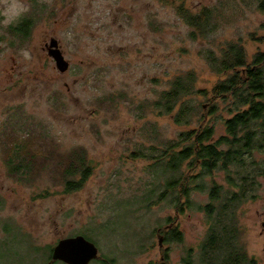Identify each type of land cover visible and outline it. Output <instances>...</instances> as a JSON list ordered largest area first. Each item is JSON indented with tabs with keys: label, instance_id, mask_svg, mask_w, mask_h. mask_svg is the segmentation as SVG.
Instances as JSON below:
<instances>
[{
	"label": "rangeland",
	"instance_id": "374dc122",
	"mask_svg": "<svg viewBox=\"0 0 264 264\" xmlns=\"http://www.w3.org/2000/svg\"><path fill=\"white\" fill-rule=\"evenodd\" d=\"M166 1L30 0L29 17L37 26L28 42L20 46L14 34L0 30V264L44 263L49 254L41 248L53 245L70 224L79 226L90 218H96L88 222L90 232H100L105 249L108 244L134 249L142 243V264L155 255L160 261L155 228L178 222L183 242L171 245L172 264H183L189 253L194 263L197 260L207 225L206 212L196 206L210 202V179L206 177L203 190L192 185L196 189L190 193L189 204L193 205L185 211L175 208L170 195L156 204L148 202L147 197L157 198L162 181L157 182L149 159H134L131 152L138 144H153L143 136L146 123L155 125V134L159 132L162 140L187 128L176 126L169 115H157L150 104L183 71L195 72L197 87H212L217 76L202 59L203 50L218 51L227 41H239L250 58L264 51V12L258 9V0ZM181 2L194 11L218 7L217 30L208 38L192 39L191 29L173 7ZM58 4L61 9L54 13ZM66 30L74 34L70 45L59 39ZM52 37L69 62L68 69L62 72L46 60L44 77L39 78L43 84L36 79L14 83L21 74L27 79L35 57L44 56L40 46ZM26 45L33 59L24 63L17 52ZM142 103L145 107L140 109ZM19 105L24 109L8 115V106L16 109ZM225 105L218 100L217 112L209 119L214 122V138L226 133L220 119L229 117ZM29 137L46 154L54 151V157L40 168L33 166L30 176L19 181L3 161L5 148ZM75 147L85 148L93 172L80 190L65 194L63 185L54 179L56 157ZM184 170L188 176V164ZM214 176L215 182L226 185L223 171ZM259 181L255 197L242 202L235 215L239 229L235 246L255 260L252 264H264V176ZM106 221L109 225L96 224ZM151 242L156 249L145 253Z\"/></svg>",
	"mask_w": 264,
	"mask_h": 264
},
{
	"label": "trees",
	"instance_id": "16d2710c",
	"mask_svg": "<svg viewBox=\"0 0 264 264\" xmlns=\"http://www.w3.org/2000/svg\"><path fill=\"white\" fill-rule=\"evenodd\" d=\"M257 5L264 12V0H258ZM173 7L191 29L192 39L208 38L219 27L218 7L202 6L194 11L184 2ZM30 23H33L31 17L24 18L11 30L19 44L30 36ZM11 42L15 45V41ZM200 54L217 76L212 87H197L195 72L183 71L174 75L169 87L161 90L150 104L157 115H169L176 126L187 128L178 131L172 139L162 140L159 132L155 134V125L146 123L143 136L152 139L153 144H138L131 154L134 159H149L157 182L162 181L163 189L158 191L157 198L145 199L153 200L154 204L170 195L175 208L185 211L193 205L189 204L190 193L196 189L192 185L203 190L207 187L206 177L210 179V202L196 206L206 212L205 223L209 227L200 255L191 264H252L247 254L235 246L239 236L235 215L242 202L255 197L261 186L259 177L264 176V156H256V153L264 154V51L250 58L241 42L227 41L218 51L207 49ZM218 100L226 104L229 117H220L226 133L214 138V122L209 119L217 112ZM144 107V103L139 105L140 109ZM31 139L15 140L5 148L3 161L8 164L9 174L19 181L30 176L33 166L40 168L54 157V151L46 154L42 145L36 147ZM185 164L190 168L188 176L183 172ZM55 166L54 179L63 185L65 194L80 190L93 172L92 160L83 147L57 156ZM218 171L224 172L226 185L214 181ZM175 239H181L179 233Z\"/></svg>",
	"mask_w": 264,
	"mask_h": 264
},
{
	"label": "flooded vegetation",
	"instance_id": "af4514ba",
	"mask_svg": "<svg viewBox=\"0 0 264 264\" xmlns=\"http://www.w3.org/2000/svg\"><path fill=\"white\" fill-rule=\"evenodd\" d=\"M61 9V6L58 4L55 6L54 8V13H56V11L59 12V10ZM46 20V19H45ZM37 26L36 23H30L29 24V35H31V33L33 32V29ZM15 26H10L9 29L7 30H2V31H8L11 32V30L14 28ZM37 29V28H36ZM29 38V37H28ZM53 37L50 38L49 42L44 41L43 44L40 46V51L42 52V54L44 56H40V57H35L36 61L33 62V65L30 66L27 69V73H28V77L27 79H23V75L21 74L14 83L17 82V84L22 85L23 82H28L30 83V81H32V79H36L35 82H37L38 84H43L44 83V79H39L41 76H43L41 73H44L45 71V64H46V60H50L52 63L55 64L54 59L51 57L50 55V43L52 41ZM2 40H4L5 42L7 40H5V38H3ZM27 41H23L20 43V46L27 43ZM9 44L11 46H14L12 44V42L10 41ZM7 45V44H6ZM59 46V43H58ZM60 48V46H59ZM61 50V48H60ZM62 52V50H61ZM63 53V52H62ZM42 57V59H41ZM42 61V64L40 66V62ZM52 69L54 70V68L52 67ZM34 72H37V74H35L32 78H31V74H33ZM44 77V76H43ZM38 79V80H37ZM35 83V84H37ZM25 95V92H24ZM22 104V103H21ZM22 107V109H24L23 106L19 105V108L13 109V107L8 106L7 109V113L8 115L13 113L15 110L20 109ZM1 108V107H0ZM2 112V111H1ZM7 115V116H8ZM72 219V218H70ZM90 221H96V218H90L88 219L87 222H81L79 223V226H75L73 223L70 224V226L68 227L69 231L67 232H62L60 231L58 233L57 238L55 239V242L53 245H48L46 247H44V249H40V251L43 250H47L49 256L47 257V261H45L44 263L41 264H74L71 261L65 260V259H52V252L54 247H56L59 243H61L62 241L66 240V239H72L75 237H83L85 240L84 242H77L76 247L74 248V252L76 254H87V255H91L90 253V249H96V255L94 257H92L87 263L85 264H142V260L141 257L143 255V245L142 243H138V245H136V247L134 249L131 248H127V247H123V248H118V245L115 244H108L107 248L105 249L100 241L101 236H100V232H97L96 235H94L93 232H90L92 229L89 227V223ZM96 224L98 225H109V222H96ZM207 225V224H206ZM264 225V224H263ZM208 225L206 226V232L208 231ZM102 229V227H100ZM8 228L3 226V231L6 233ZM156 229V233H154L157 237V249H159V251L156 252L159 253L160 256V261L158 262V260L155 258H151L150 262L147 264H172V244L177 242V243H182L183 242V231L180 229V227L178 226V222H169L167 223L164 227H158L155 228ZM180 234L181 239L178 241L175 239V234ZM93 234V235H92ZM153 234V236H154ZM159 237L162 238V242L161 245L159 243ZM149 246V248H148ZM146 245L147 250H145V253H148L149 251H153L154 249H156V244L151 242L149 245ZM193 259V254L189 253L187 258H183L182 263L183 264H191L190 262H192ZM249 261L252 263H254V259H249ZM78 264V263H75ZM194 264V263H192Z\"/></svg>",
	"mask_w": 264,
	"mask_h": 264
},
{
	"label": "clouds",
	"instance_id": "9594fccd",
	"mask_svg": "<svg viewBox=\"0 0 264 264\" xmlns=\"http://www.w3.org/2000/svg\"><path fill=\"white\" fill-rule=\"evenodd\" d=\"M31 9L30 0H0V30L18 25L24 18L29 17ZM59 39L70 45L74 40V34L71 30H66L60 33ZM17 56L21 62H30L33 59L31 47L26 45L19 48Z\"/></svg>",
	"mask_w": 264,
	"mask_h": 264
},
{
	"label": "water",
	"instance_id": "95a60500",
	"mask_svg": "<svg viewBox=\"0 0 264 264\" xmlns=\"http://www.w3.org/2000/svg\"><path fill=\"white\" fill-rule=\"evenodd\" d=\"M50 55L54 59L57 68L60 71H66L69 67L68 61L64 58L59 46L58 41L56 38H53L50 43ZM85 239L83 237H75L72 239H66L59 243L56 247H54L52 252V259H65L71 261L72 263L78 264H85L87 263L92 257L96 255V249H90L91 255L87 254H76L74 252V248L76 247L77 242H84ZM162 238L159 237V243L161 245Z\"/></svg>",
	"mask_w": 264,
	"mask_h": 264
}]
</instances>
